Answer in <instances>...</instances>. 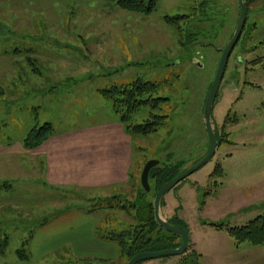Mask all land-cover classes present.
<instances>
[{
	"label": "rangeland",
	"instance_id": "rangeland-1",
	"mask_svg": "<svg viewBox=\"0 0 264 264\" xmlns=\"http://www.w3.org/2000/svg\"><path fill=\"white\" fill-rule=\"evenodd\" d=\"M239 15V0H160L150 16L106 0H0V146L19 147L0 150V264H128L116 244L99 238L128 229L131 218L98 208L118 194L135 200L134 190L130 181L114 183L100 173L126 160L122 170L140 182L149 161L186 169L205 156L204 107ZM166 16L190 20L169 26ZM137 80L157 84L155 98L169 99L154 111L168 117L165 125L148 138L129 137L100 93ZM150 113L140 109L131 123L144 124ZM46 124L51 145L67 149L73 133L91 128V190L47 184L39 148L23 145ZM212 127L222 139L214 157L166 194L161 215L188 231L195 264H234L238 244L227 227L264 215V0L251 7L228 61ZM72 211L91 216L96 231L42 227ZM22 250L29 261L19 259Z\"/></svg>",
	"mask_w": 264,
	"mask_h": 264
},
{
	"label": "trees",
	"instance_id": "trees-1",
	"mask_svg": "<svg viewBox=\"0 0 264 264\" xmlns=\"http://www.w3.org/2000/svg\"><path fill=\"white\" fill-rule=\"evenodd\" d=\"M106 1L110 4H113L115 7L122 11L142 16L152 15L157 10L160 3V0ZM259 2H262V0H249L248 13L251 7L255 4H258ZM205 6L206 5L204 4L202 5V7ZM205 12H207V10ZM202 19L204 18L202 17ZM189 20V16H166L164 18L165 24L176 27L179 26L180 22ZM254 64L257 63L254 62ZM158 90L159 86L157 84L137 80L130 85L113 87L112 89L102 90L100 91V93L103 98L113 104L116 112L118 114H121V121L125 124L126 133L130 137L148 138L151 135L157 133L159 129L165 125V122L168 119L167 116H160L154 113V111L156 110H161V104L169 102V99L155 98ZM142 108H149L151 110L150 117L144 122V124H132V115L137 113ZM52 131L53 128L50 124H46L40 128L38 127L32 129L24 139V148L26 150L38 149L48 140ZM219 142L221 144L222 139L219 140ZM207 153L205 154V156L207 155ZM168 158L171 157L168 156ZM203 158L194 163V165L199 163ZM190 167L184 169V165H170L168 164V162L160 161L159 165L153 168L150 172V192H147L143 188L141 181L138 182L136 178L130 174L129 183H131L134 190L135 200L130 201L129 199H127L128 197L126 195L124 196L123 194H118L108 199V203L106 204V206L101 205L98 209H103L109 212H124L131 218L132 223L130 224L128 229L122 232H111L107 236L99 239L116 244L118 247L119 258L126 259L128 261V264L135 256L141 253L178 249L182 245V238L180 236L171 234L158 225L154 214V200L157 192L163 185L171 182L177 176L188 170ZM215 227L218 229L226 228V226L218 225ZM226 230L229 236L232 237L239 245L248 243L255 248L264 247V215L257 217L244 227H227ZM6 242H8L7 238ZM3 247L1 248L2 251ZM188 252L189 249L184 253V255H182V257L184 258L180 256L181 261L178 262L179 264L197 263L198 260H194L195 256L193 254L189 255ZM18 256L22 261H29V257L25 254L24 250L19 251ZM79 263L86 264L85 262ZM144 263L146 262H142L139 264Z\"/></svg>",
	"mask_w": 264,
	"mask_h": 264
},
{
	"label": "crops",
	"instance_id": "crops-1",
	"mask_svg": "<svg viewBox=\"0 0 264 264\" xmlns=\"http://www.w3.org/2000/svg\"><path fill=\"white\" fill-rule=\"evenodd\" d=\"M69 140L73 141L70 149H67V146L62 142H57L53 146L51 145L52 141L50 142L47 140L37 150L39 158L37 157L36 161H38L39 167L42 168V174L46 177L47 184H50L53 187H65L81 191L91 190V128L78 130L72 134V137ZM15 148H19L18 144L0 146V150L2 149L5 152H9ZM69 159H71V161H69ZM126 162V160L124 162H120L108 173H100L102 174L101 176H109L111 182L114 183L115 181H129V170H127V168L122 170V164ZM169 206L170 203L167 204V209ZM81 214L83 213L72 211L67 214H63L60 217L46 220L42 227L45 229L53 227L49 231H57L59 229L63 230V226L68 224L71 229L78 230L82 228L83 230L90 232L91 229L96 231V221L91 220V216L90 218H87L83 216L86 214ZM246 245V243L240 245L238 244L235 248L236 259L234 264H257L256 262L258 261H261L260 264H262V262H264V258L258 257L257 253L264 251L259 250L264 248H246ZM89 246L90 243L87 242L85 247ZM59 249H61L60 246L58 250Z\"/></svg>",
	"mask_w": 264,
	"mask_h": 264
},
{
	"label": "water",
	"instance_id": "water-1",
	"mask_svg": "<svg viewBox=\"0 0 264 264\" xmlns=\"http://www.w3.org/2000/svg\"><path fill=\"white\" fill-rule=\"evenodd\" d=\"M239 3H240L241 10H240V16H239L236 30L231 40L228 42L227 46L223 50L222 57H221L218 70L215 76V80L209 92V95L207 97L205 107H204L205 127H206V131H207V134L210 140V149L207 155L199 163L190 167L188 170H186L184 173L177 176L171 182L163 185L160 188V190L157 192L155 200H154V214H155L156 222L161 228L165 229L171 234L180 236L182 238V245L178 249L164 250L160 252L141 253L135 256L129 262V264H139L142 262L153 261V260H157V259H161V258H165L169 256L180 257L184 255V253L190 247L188 231L184 228L173 226L172 224L167 222V220H165L162 217L161 215L162 202H163L164 197L170 190L174 189L179 183L189 178L196 171H198L203 166H205L214 157L217 151V148L219 147V140L216 137L215 132L212 127V112H213L212 110H213V105L216 100L218 91L220 89V86L224 78V74H225L228 61L231 57L233 50L235 49L236 45L241 39L245 26H246L247 17H248L249 0H239ZM159 163L160 162L157 160H152V161H149L144 167L142 177H141V184L147 192H150L151 190L150 183H149L150 172L153 168L157 167Z\"/></svg>",
	"mask_w": 264,
	"mask_h": 264
},
{
	"label": "flooded vegetation",
	"instance_id": "flooded-vegetation-1",
	"mask_svg": "<svg viewBox=\"0 0 264 264\" xmlns=\"http://www.w3.org/2000/svg\"><path fill=\"white\" fill-rule=\"evenodd\" d=\"M219 144H220V142H219Z\"/></svg>",
	"mask_w": 264,
	"mask_h": 264
}]
</instances>
